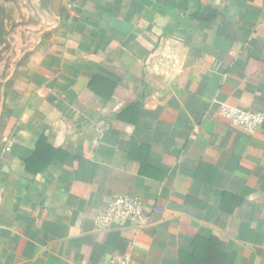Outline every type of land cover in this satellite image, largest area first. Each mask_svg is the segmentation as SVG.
<instances>
[{
    "label": "crops",
    "instance_id": "obj_1",
    "mask_svg": "<svg viewBox=\"0 0 264 264\" xmlns=\"http://www.w3.org/2000/svg\"><path fill=\"white\" fill-rule=\"evenodd\" d=\"M46 1L2 125L0 264H182L196 236L212 264H264V122L219 113L264 112V0ZM118 195L142 218L106 226Z\"/></svg>",
    "mask_w": 264,
    "mask_h": 264
},
{
    "label": "rangeland",
    "instance_id": "obj_2",
    "mask_svg": "<svg viewBox=\"0 0 264 264\" xmlns=\"http://www.w3.org/2000/svg\"><path fill=\"white\" fill-rule=\"evenodd\" d=\"M46 0H0V145L4 115L28 60L51 38Z\"/></svg>",
    "mask_w": 264,
    "mask_h": 264
},
{
    "label": "built area",
    "instance_id": "obj_3",
    "mask_svg": "<svg viewBox=\"0 0 264 264\" xmlns=\"http://www.w3.org/2000/svg\"><path fill=\"white\" fill-rule=\"evenodd\" d=\"M219 113L230 120L234 125L249 133L255 132L264 122V112L260 110H244L220 103ZM104 223L110 226L117 222L122 224L125 220L142 218V207L138 199L127 196H115L105 209ZM130 254L119 252L112 254L105 264H129Z\"/></svg>",
    "mask_w": 264,
    "mask_h": 264
},
{
    "label": "trees",
    "instance_id": "obj_4",
    "mask_svg": "<svg viewBox=\"0 0 264 264\" xmlns=\"http://www.w3.org/2000/svg\"><path fill=\"white\" fill-rule=\"evenodd\" d=\"M97 79V78H96ZM94 80L91 83L97 84L96 85V92L101 93L105 97L109 96V93L112 91L113 87L116 84V81L114 80H108L103 79L100 80ZM99 81V83H97ZM49 148L47 145L44 144L43 139L40 138L38 141L36 150L33 154V156L30 158V160L27 161V167L29 164H37V161L39 163L38 169H42L49 161H50V155L48 158H42V156L45 154H49ZM44 155V156H45ZM219 250L217 248V242L215 239H202L198 236L194 238L193 241V252L191 255L186 256L181 254L180 260L182 264H191L193 263H209L212 264V260L214 259L215 255H218ZM187 257V258H185Z\"/></svg>",
    "mask_w": 264,
    "mask_h": 264
}]
</instances>
